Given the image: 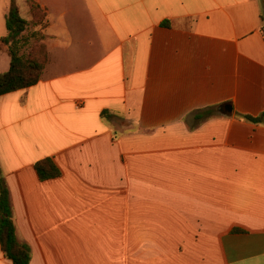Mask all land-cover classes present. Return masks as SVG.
Returning a JSON list of instances; mask_svg holds the SVG:
<instances>
[{
  "label": "crops",
  "instance_id": "obj_1",
  "mask_svg": "<svg viewBox=\"0 0 264 264\" xmlns=\"http://www.w3.org/2000/svg\"><path fill=\"white\" fill-rule=\"evenodd\" d=\"M32 1L49 63L0 96V169L30 264H264V123L242 117L264 112V0ZM46 158L61 177L39 179ZM0 264H13L1 246Z\"/></svg>",
  "mask_w": 264,
  "mask_h": 264
},
{
  "label": "trees",
  "instance_id": "obj_2",
  "mask_svg": "<svg viewBox=\"0 0 264 264\" xmlns=\"http://www.w3.org/2000/svg\"><path fill=\"white\" fill-rule=\"evenodd\" d=\"M33 20L26 21L21 16L17 0H11L9 12L6 15L7 36L1 41L9 49L11 68L7 73L0 72V96L28 89L38 84L43 76L49 59V51L44 42L45 36L36 31L39 25H45L46 14L32 0H28ZM165 25H167L165 23ZM34 40V52H25V46ZM213 115V110L199 112V120ZM106 116V112L103 114ZM252 123H261L264 112L260 117L242 116ZM36 172L41 181L54 180L61 177V170L53 159L46 158L36 163ZM0 246L5 258L13 264H30L32 259L31 247L19 238L18 228L13 219L10 191L5 177L0 169Z\"/></svg>",
  "mask_w": 264,
  "mask_h": 264
},
{
  "label": "rangeland",
  "instance_id": "obj_3",
  "mask_svg": "<svg viewBox=\"0 0 264 264\" xmlns=\"http://www.w3.org/2000/svg\"><path fill=\"white\" fill-rule=\"evenodd\" d=\"M11 0H0V16L3 14H8L9 12V6H10ZM22 16L25 18L29 17V9L26 8L24 5L22 6ZM35 44L34 40H31L26 46L24 51L25 52H34L32 49L33 45ZM49 63V59L47 61V65ZM46 65V68H47ZM45 68V69H46ZM45 71V70H44ZM115 124L120 125L121 131L125 128H128L129 126L126 124V122L122 119H116L114 120ZM176 227H165V226H137L135 228V234L136 238H165V236L170 235H176ZM118 235H119V246L121 253L127 250L128 245V227L127 225H121L118 228ZM126 254V252H125ZM124 254V255H125ZM120 264H127V258L121 257Z\"/></svg>",
  "mask_w": 264,
  "mask_h": 264
},
{
  "label": "water",
  "instance_id": "obj_4",
  "mask_svg": "<svg viewBox=\"0 0 264 264\" xmlns=\"http://www.w3.org/2000/svg\"><path fill=\"white\" fill-rule=\"evenodd\" d=\"M223 114H232V107L227 105L225 106V110L221 111ZM262 121L264 123V117H262Z\"/></svg>",
  "mask_w": 264,
  "mask_h": 264
}]
</instances>
